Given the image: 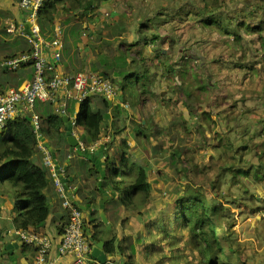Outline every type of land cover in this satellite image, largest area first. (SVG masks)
Returning a JSON list of instances; mask_svg holds the SVG:
<instances>
[{
	"label": "crops",
	"instance_id": "crops-1",
	"mask_svg": "<svg viewBox=\"0 0 264 264\" xmlns=\"http://www.w3.org/2000/svg\"><path fill=\"white\" fill-rule=\"evenodd\" d=\"M146 1L148 2L150 0H144V6H146V8H140V15L138 20H135L136 23L133 24V22L130 21L135 32L134 34L128 33L130 40L124 41L125 37L122 35L128 30L124 26H118L119 24L116 21H118L119 18L102 21L108 24L105 27L108 29L110 28L111 31L115 25L117 26L116 32L113 31L109 33V37L118 39L115 43L116 45L114 44L117 46L116 50H113L117 51V49H119L120 51H124L121 48L122 45L129 46L137 41L138 47L143 45V49L141 48L143 52H141V54L145 60H141L140 58L139 61H134H136V63L140 62V64L146 62L150 65L152 63L154 64V61H158L161 66L159 77L161 80H170L172 82L171 84L176 85V87L182 83V80L185 81L184 83L186 84L187 81L193 80L195 86L204 83L211 88H218L219 92H211L214 96L213 102H210V99L208 102L207 99L205 103L206 107L213 105L218 107L219 105L220 112L217 113V117H222L221 137L218 139V144L212 142L214 150L211 151L212 154H210V156L213 157V155H215V159L220 157L218 159H223V161L226 159V161H229L226 167L230 169L226 171L223 176V179L226 176V178H230L231 180L227 182L229 183L227 186L228 189L229 187H235L232 183L235 182V180L231 179L234 176H241L240 181L248 182L244 191L249 190V193L242 198L249 199L250 196H254V199L249 201L248 204L249 210L252 206L255 207L253 210L255 212L252 213L253 220L249 221V230L252 229L253 232L259 234V232L264 231V30L256 33H245L244 25L257 24L260 22L264 25V8H258L257 0H169V3H172L171 5H167L168 0H160V4L158 0L155 7L151 9ZM91 15L92 14H87V16ZM74 16L75 14L65 15L62 18L60 17L59 20H62L63 26L61 22L57 21L55 25L59 26L61 31L63 27L64 33H66L64 40L62 31L63 47L61 51V60L57 65L63 72L67 73H71L79 64L82 66V63H80L78 59L75 60V53L73 51H71L70 54H65L63 50L66 42L69 43L70 41L69 44L73 46V40L70 36H74V26H77L80 33L85 29H91L89 30L91 39L94 37L96 28L99 27L98 23L101 20L95 17L94 21L90 23L87 17H84L86 20L79 21V17L76 18ZM24 21L25 15L18 6V0H0V32L13 36L9 39H5L0 35V41L5 43L2 47L6 45L10 46V50L3 49V51H0L1 91H5L8 88H18L30 82L33 77L34 70L30 63H20L15 68L7 65L9 60L27 53L28 49H31V43H29L27 39V33L18 31V25H24ZM10 28H13L14 31L9 32L8 30ZM153 35L156 36L155 39H153ZM136 36H140V40ZM80 43L82 42L77 41L76 46H79ZM201 45H203L202 49L199 50L197 46ZM184 46H186L187 49L183 54L182 47ZM48 55L51 56L50 53H48ZM118 55L119 54L114 56ZM159 55L162 56L161 58H163V60L158 58ZM135 56L137 58V55ZM130 57L131 55L127 60L132 62V57ZM77 61L78 65L75 64ZM133 65L134 63L132 67L129 65L127 71L130 73H137L141 77L143 75L142 72L140 71L138 73V69ZM195 67L198 69H195ZM167 70H172V73H168ZM203 72L207 74H203ZM132 79L133 78H131V80ZM205 80H207V82H205ZM122 81V79H119L116 82L117 88L122 84ZM161 83L162 82L158 80L155 82L156 86H159ZM148 85L149 83L147 82L145 92L147 95H150L154 90H149ZM169 87H171L170 84L168 88ZM196 87L198 88V86ZM210 87L207 89L203 87L202 94L207 95L206 92L211 89ZM166 89L167 88H163L159 90L158 94L160 98L158 99L155 111L157 116L155 119L157 120L154 124L163 130L162 133L165 137H168L169 140L168 150L170 151L171 148L174 152L171 155L170 152L168 153L165 150H161L162 147L159 144V153H155L151 158L147 156V159L148 161L154 159L158 161L161 160L162 162H166L169 168L171 167L172 170H176L175 166H180V162L182 161V152H180L181 145L177 144L178 138L182 137L180 136L182 133L189 132L190 129L188 128H192L194 125L202 127L204 125L198 121L197 117L192 112H189L190 117L188 116L187 118L182 110L178 113V116H176L177 121L179 120V122H177L175 118L172 117L173 106L175 104L172 95L174 93L180 95V93L174 91L173 88L171 90L169 88L170 93H168V89ZM184 89L186 91L185 87ZM142 90L138 92L137 96L139 97H137L135 101V107L132 111L127 110L126 116H136L135 112H139L140 109L145 110V105L143 103L145 96L140 94ZM187 90H190V88ZM190 93L192 97L193 93ZM200 95L201 93L199 96ZM119 99V96H117L116 99L110 101L106 112L107 118L105 126H108L110 133H103L105 130V127H103L100 139L96 143H89L86 145L81 140L84 136V128L76 126L74 123L75 115L80 108L79 103L74 101L68 106V101L71 100H64L63 94L60 93L57 102L53 103V108L55 112L60 113L62 111L63 115L67 116L72 121L73 135L84 148H96L103 144L106 148L105 156H107L113 151V149L109 151L106 146L109 140L115 142V148L118 146L116 142L119 136L114 135V131L111 130V128L112 125L117 123V119H120V121L122 120L121 117L115 118V114L117 113L115 106H113V103L118 105L121 104ZM170 99H172V101H170ZM75 102L76 104H74ZM42 105H44V103H38L34 107V112L38 115L44 114ZM120 106L121 105L118 107L121 110L123 107L121 108ZM206 107L203 108L208 115V117L205 116L206 120L210 119L212 123L216 124V120ZM140 123V125L143 126L145 120H140ZM174 126L175 128H183L180 135L178 131L173 134ZM170 127L172 131L169 133ZM140 130L143 129L141 128ZM209 135L210 134L206 133V137ZM130 136L131 135L128 134V138H125L129 146V161L135 165L143 166L152 184L149 177L150 171H154L151 167L152 163L150 162L149 165H146L141 162L144 158L141 153L139 154L135 150L134 138ZM44 140L53 149L50 141L46 138H44ZM178 145L179 147H177ZM38 146L40 147L39 141ZM164 147L166 146L164 145ZM53 151V157L60 168L63 169L66 167V170H63L62 176L67 178V182L63 183L66 187L68 196L75 206L83 205L87 207V209L83 211L86 234L90 238L95 231L99 232V240L92 243V248L98 242H102V251L106 253L108 257H114V262L111 263H122L123 259H125V254L121 252H117L115 255L108 254L105 251L104 243L115 236L116 245H122L123 239L132 235V225L134 224L132 211L122 206H116L114 200L107 199L104 206V214L107 222H103L98 211L102 193L99 194L96 190V188H99V168L86 158L77 154L69 143L64 142L61 144L60 148H54ZM40 160L41 161L38 160V163L43 164L42 157ZM222 163L223 162H220L219 164L222 165ZM157 171L160 175L163 174V172ZM256 174L258 175L255 176ZM50 181L49 186L45 189L50 213L44 226L38 233L46 234L51 238L52 246L49 257L55 260V264H72L73 259L71 256H59L57 254V247L61 236L58 228L65 227L69 213L62 206V198L51 178ZM232 188L231 190L234 189ZM234 196L231 195L228 196V198L226 197V199H224L225 203L235 202ZM96 202H98L96 214L91 215L92 206H94ZM15 208L16 206L12 200L8 186L0 181V236L5 238V242H10L14 239L11 233L19 235V232H21L15 230L11 221ZM144 213L146 212H143V216L145 217ZM136 217L138 219L140 218L139 215ZM28 230L33 229L30 228ZM262 233L264 238V232ZM257 250L260 252L263 251V249ZM13 252L17 256L14 262L15 264H33L36 252L34 246L27 245L22 240V243L19 244L18 248L14 249ZM127 252L126 250L125 253ZM3 260H5V264H12V262L9 261V255L3 256Z\"/></svg>",
	"mask_w": 264,
	"mask_h": 264
},
{
	"label": "rangeland",
	"instance_id": "rangeland-1",
	"mask_svg": "<svg viewBox=\"0 0 264 264\" xmlns=\"http://www.w3.org/2000/svg\"><path fill=\"white\" fill-rule=\"evenodd\" d=\"M156 2H158V0H150L147 3L152 9V7H155ZM167 2V5H169V0ZM93 4H95L94 0L92 2V5ZM144 4V0H101L99 2V8H96V10L93 6L87 8V10L85 11L81 7L75 9L73 12H63L56 16L55 22H61V24L62 20H59V18H62L65 15L75 14L74 17H79V21L86 20L84 17H87L90 23L94 21L95 17L101 19L98 23L99 27L96 28L95 35L91 39L89 36V30L91 29H85L80 33L77 29V26H74L73 28L74 35H77L79 42H82L79 46H77L78 50L80 47L79 53L75 54V58H77L78 61L82 63V72H93L89 69V67L92 65L95 66L96 63L100 61L102 55L110 58L122 52L119 49H117V51H114L116 50L117 46H115V43L118 39L109 37V33H112L113 31L116 32L117 26L115 25V27L111 31L110 28L108 29L107 27H105L108 24H106L105 22L103 23L102 21L119 18V20L116 21L119 24L118 26H124L128 30L124 34L122 33V36L125 37L124 41L130 40L128 33H135L130 21L133 22V24L136 23L135 20L137 21L140 15V8H146ZM82 6L85 7L86 3L83 2ZM87 14L92 15L87 16ZM62 31L65 40L66 33H64L63 27ZM51 33L44 34L47 40L53 39L54 30ZM0 35L5 39L13 37L10 34L7 35L6 33L1 32ZM70 38H72V36H70ZM137 38L140 40V36H138ZM136 43L138 42L136 41ZM3 44L5 43H3V41H0V51H3V49L10 50V46L6 45L2 47ZM202 46L203 45L197 46V48H199L200 50L202 49ZM125 47L126 46L124 45L122 50H124ZM132 47L135 50L137 48L136 45H132ZM141 48L143 49V45L138 47L137 49H139L140 52H143ZM186 49V46L182 47L183 54ZM161 57V55L158 56L160 60H163V58ZM135 59L136 61H139L140 57L137 56V58ZM143 59L145 60V58ZM136 61L131 62L130 66L132 67V64L134 63L133 66L138 69V73L140 71L142 73H144V71L148 73V81L146 82L149 83V90L154 91L153 93L151 92L150 95H147L145 91H142V93L140 92L141 95L145 96V99L143 100L145 110L140 109L139 112H135L136 116H126L125 114L128 111L124 108L120 110L121 112L116 111L117 114H115V118L121 117L122 119L121 121L120 119H117L118 121L116 123L117 127L121 130L118 133L119 137L116 145L120 147L122 145L123 138H128V134L131 135L130 137L134 138L135 150L137 151V153H141L144 158L143 160H141V162L146 165H149V163L151 162V167L154 170L153 172L150 171L149 173L150 180L152 181V190L148 199L144 201L142 199V196L140 195L135 199V202L138 205V209L141 213H138V209L132 210L134 217V224L132 225V228L133 230L135 229L134 231L132 230L131 236L135 238L134 240L132 239V244H134L135 248L138 251V253L136 252V254H134L136 264H202L197 258L198 255L194 248L195 241L198 242L197 239H195L194 236L190 233L187 225H184V223L180 220L179 222L177 218L175 219V210L179 205L178 200L180 199V197L186 199L189 196L195 195L201 196L202 198L206 197L209 201L215 200L216 202H221L223 206L228 208L226 211L224 210L223 213L225 216L221 219V221L230 226L229 237L233 239V247L235 251L239 252L240 255L239 257L232 255V258L234 260H242L243 264H264V238L262 236V232L264 231H261L259 232V234H257V232H253L252 229L249 230V221L253 220L252 213L255 212L253 211L255 207H253L252 205L254 204H252V208L249 210L248 204L249 201H252L254 199V196H250V200L248 198H242L249 193V190L244 191V189H246V186L248 185V182L240 181L241 176H234L231 179L235 180V182H232L235 187H233L234 189L232 187H229L228 189L227 186L229 185V183L227 182L231 181L230 178L228 179L226 178V176L224 179L216 177L217 173L219 174L218 165H220V162H223V159H218L220 157L215 159V155H213V157L210 156V154H212L211 151L214 150L212 142L218 144V139L221 137L220 131H222V117H217V113L220 112L219 105L218 107L214 105L206 107L205 103L207 102V99L208 102L209 99L210 102H213L214 96L211 92H219L218 88H211L209 86L211 89L206 92L207 95H203L202 90L205 84L202 83L196 85L201 90L200 91L194 85L193 80L190 79L191 81H187L185 88H190V91L193 93L191 99L190 97H187L185 95V89L181 88L180 84L178 85V87H176V85L171 84L172 82L170 80L165 81L159 78L161 66L158 61H154V64L152 63L151 65L147 64L146 62L144 64H140V62L136 63ZM195 69L198 68L195 67ZM127 70L128 69H126V71ZM203 74L207 73L203 72ZM156 79L162 82L159 86H156L155 84V82L157 81ZM205 82H207V80H205ZM141 83H143V81L138 78H134L132 80L130 78L125 82L127 89L121 102L127 103L129 105V111H132V109L136 105L135 101L139 96H136V98L134 99L133 94L135 93L138 95V92L142 90ZM169 84L171 86L169 87L170 90L173 88L174 91L180 93V95H178L177 93H174L172 95L175 100L172 117H174L177 121L176 116H178V113L181 110L187 118L188 116L190 117L189 112H192L197 117L198 121L204 125L203 127L194 125L192 128H188L190 129L189 132L184 133H182L181 131L183 130L182 127L175 128L174 126L173 134L177 133V131L179 135L182 133V135H180L182 137H179L177 140V144L181 145L180 152H182V161L180 162V166L174 164L176 165V170H172V168H169L166 162H162L161 160L158 161L157 159H154L148 161L147 159V156H150L151 158L155 153H159V144L163 148H161V150H165L168 153L170 152L171 155L174 152L171 148L170 151L168 150V137H165L162 133L163 130L154 124L157 120L155 119L157 118L155 111L158 99L160 98L158 94L159 90L167 88L168 93H170L168 88ZM200 93L201 95L199 96ZM100 99L101 98L98 97V101ZM170 101H172V99H170ZM68 102L69 106L71 102L74 101ZM74 104H76V102ZM205 107L210 111V114L216 120V124L212 123L210 119L206 120V117L202 114L203 112H205L203 110V108ZM84 108L85 105L80 106L79 111L83 112ZM143 119L145 120V124L141 126L140 120ZM177 122H179V120ZM141 128L143 130H140ZM104 129L105 130L103 133H110L108 130V126H105ZM204 129L206 130L207 134H210L208 137H206ZM111 130H117V128H115V125H112ZM171 131L172 128L170 127L169 133ZM164 145L166 147H164ZM177 147H179V145ZM157 170L163 172V174L160 175ZM212 182H214L215 187L211 186ZM6 185L9 186L7 183ZM231 188L233 190H231ZM231 195H235V202L225 203L224 199H226V197L228 198V196ZM143 212H146L144 213L145 217L143 216ZM176 212V214H178V211ZM138 215L140 217L139 219L136 217ZM217 219L219 220V217H217ZM145 226L150 228L149 230H147V233H145L144 230ZM161 228H167L168 233L163 232V229ZM217 234L224 235L222 230H217ZM151 247H153V250H149ZM257 249H263V251L260 252ZM118 264L122 263L119 262Z\"/></svg>",
	"mask_w": 264,
	"mask_h": 264
},
{
	"label": "trees",
	"instance_id": "trees-1",
	"mask_svg": "<svg viewBox=\"0 0 264 264\" xmlns=\"http://www.w3.org/2000/svg\"><path fill=\"white\" fill-rule=\"evenodd\" d=\"M47 0L43 3L39 10L38 23L42 35L53 32L57 15L63 12L74 11L77 8L95 7L99 8L101 0ZM107 1V0H104ZM69 2V4H68ZM83 2L86 6L83 7ZM257 6L260 9L264 8V0H257ZM83 15V14H81ZM82 17V16H80ZM264 30V25L245 24V33H256ZM52 34V33H51ZM155 39V35H153ZM46 38V37H45ZM47 39V38H46ZM51 39V36H50ZM73 46L66 42L63 50L65 54H70L73 51L75 54L79 53L76 42L79 41L77 35L72 37ZM68 44V45H67ZM138 47V44H132ZM132 45H127L124 51L120 52L118 56H101L100 61L96 65L89 67L91 71L97 73L105 78L110 79L113 86L116 87L119 101L123 100L126 93L127 86L125 84L127 79L138 78L143 81L142 91H146L148 81V73L144 71L140 77L137 73H130L126 71L131 62L127 59L131 55V61L136 60L139 56L141 60L142 54L139 49L136 50ZM124 46L122 45L121 48ZM73 49V50H72ZM28 49L27 52H30ZM77 60V58H75ZM76 62V61H75ZM78 65L77 63H75ZM159 68V67H158ZM83 67L77 66L70 74L82 72ZM172 73V70H167ZM121 77V78H120ZM182 78V77H181ZM122 79V84L117 88L116 82ZM182 80L181 88H184L186 83ZM146 83V85H145ZM204 88L209 86L204 85ZM137 91V89H136ZM191 91H185L187 97H191ZM137 94L133 95L135 99ZM98 97L101 99L98 101ZM137 99V98H136ZM74 101V100H72ZM85 108L83 112L78 111L74 118L76 126L84 128V136L82 142L86 145L89 143H96L100 139V134L105 127L107 118V109L110 101L104 99L99 95H92L85 99ZM112 103V102H111ZM120 103V102H119ZM82 104V103H81ZM120 105V104H119ZM113 103L116 111H120L119 106ZM121 107V106H120ZM122 108V107H121ZM44 114L39 115L40 118V135L50 141L54 148H60L62 143H68L64 132V123L62 114L55 112L53 103H44L42 105ZM123 109V108H122ZM207 116L206 112H203ZM29 116H18L14 120L9 121L4 129L0 130V181L7 183L11 192L12 200L15 203V210L12 216V224L15 230L23 231L33 229L38 232L44 226L46 219L49 216L48 199L45 194V189L50 184V172L38 160L42 157V151L38 146L36 133L32 121L28 119ZM117 130L114 135H118L121 131L115 124ZM114 141H108L106 146L113 151L106 156L104 162V177L101 180L100 188H96L99 194L105 191L108 194L109 200H114L116 206H122L125 209L136 210L138 205L135 199L140 195L145 201L151 193V183L148 175L141 165H135L129 161L128 151L129 146L126 139L123 138L122 145L114 147ZM229 161L226 159L222 165H218L219 174L216 177L223 178L226 171L230 168L226 167ZM256 174L255 176H257ZM101 176V175H100ZM101 178V177H100ZM218 178V179H219ZM212 187L214 182L211 183ZM178 206L175 210V219L182 221L187 225L190 233L197 239L194 248L197 252L198 259L202 264H243L242 260H234L233 256H240L239 252L235 251L233 247V239L229 237L230 226L223 223L221 219L225 216L224 210L228 208L223 206L221 202L215 200L209 201L208 198L195 195L188 198H181L178 200ZM98 202L92 206L91 215L96 214ZM140 214V210H137ZM178 211V214H176ZM219 217V220L217 219ZM179 221V222H180ZM100 223V222H99ZM232 226V225H231ZM60 233H63L64 228H58ZM150 228L145 226V233ZM163 232L168 233L167 228H161ZM217 230H222L224 235L217 234ZM132 236H127L123 239L122 245H116V237L113 236L104 243L105 251L110 255H115L117 252L125 254L122 264H136L134 254L138 253L134 244H132ZM91 242L99 240V232L95 231L91 237ZM145 240V238H144ZM134 242V241H133ZM143 242V240H142ZM153 250L151 247L149 250ZM129 251L125 253V251Z\"/></svg>",
	"mask_w": 264,
	"mask_h": 264
},
{
	"label": "built area",
	"instance_id": "built-area-1",
	"mask_svg": "<svg viewBox=\"0 0 264 264\" xmlns=\"http://www.w3.org/2000/svg\"><path fill=\"white\" fill-rule=\"evenodd\" d=\"M45 1L47 0H18V6L24 13L25 22L31 31V36L27 35L31 43V51L9 60L7 65L15 68L20 63H30L34 73L30 82L18 88L0 90V130L18 116L25 115L31 118L37 140L40 143L39 148L43 154V165L49 170L50 178L62 198V206L69 213L68 221L60 236L57 254L71 256L72 264H112L111 262L101 263L91 256L92 242L85 232L83 210L75 206L68 196L62 180L63 169L57 168V161L41 140L40 118L34 112V107L38 103H56L60 93L63 94L64 100H74L81 106L85 103V99L92 95H99L112 101L117 98L118 92L110 79L97 73L70 74L59 68L57 64L61 60L63 47L61 28L55 26L53 39L47 40L42 35L38 23L39 10ZM8 31L12 32L14 29L10 28ZM18 31L25 33L24 25L19 24ZM120 105L129 110L127 103L121 102ZM60 114L63 115V112L61 111ZM81 147L84 149L82 144ZM19 236L27 245L35 247L33 264H55V260L49 257L52 246L49 236L34 230H23L19 232Z\"/></svg>",
	"mask_w": 264,
	"mask_h": 264
},
{
	"label": "water",
	"instance_id": "water-1",
	"mask_svg": "<svg viewBox=\"0 0 264 264\" xmlns=\"http://www.w3.org/2000/svg\"><path fill=\"white\" fill-rule=\"evenodd\" d=\"M24 30L27 33V35L31 36V31L29 29V25L24 21ZM82 106V105H81ZM29 120H31L30 117H28ZM62 120L64 123V131L66 135V139L71 147L75 149V152L82 156L83 158H86L97 168L100 170V180L98 181V187L100 188L101 180L104 177V161L106 159L105 153L106 148L103 144H101L99 147L96 148H84L82 149L81 144L78 142V140L73 135V123L72 121L65 115H62ZM41 140L45 143V145L49 148L50 152L53 154L54 151L50 145H48L44 138H41ZM69 161V158H68ZM60 166L57 164V168ZM63 170H66V167L63 168ZM63 177V176H62ZM63 182H67V178H62ZM108 199V194L105 191H102V198L99 202V216L103 222H107L106 216L104 214V206L105 202ZM81 210L85 211L87 209L86 206L79 205L78 206ZM11 236L14 237L13 240L10 242H5V238L0 236V264H5V260H3V256L9 255V261L12 262V264H15L14 262L17 259V256L14 254V249L18 248V245L22 243V240L20 239V236L15 233H11ZM91 256L98 260L101 263L106 262H114V257L110 256L108 257L106 253L102 251V242H98L91 251Z\"/></svg>",
	"mask_w": 264,
	"mask_h": 264
}]
</instances>
